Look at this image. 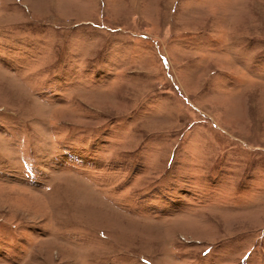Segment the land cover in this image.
<instances>
[{
	"label": "rangeland",
	"instance_id": "374dc122",
	"mask_svg": "<svg viewBox=\"0 0 264 264\" xmlns=\"http://www.w3.org/2000/svg\"><path fill=\"white\" fill-rule=\"evenodd\" d=\"M0 264H264V0H0Z\"/></svg>",
	"mask_w": 264,
	"mask_h": 264
}]
</instances>
